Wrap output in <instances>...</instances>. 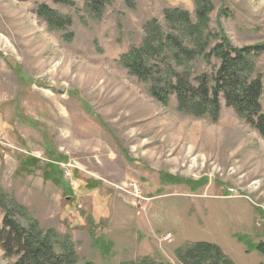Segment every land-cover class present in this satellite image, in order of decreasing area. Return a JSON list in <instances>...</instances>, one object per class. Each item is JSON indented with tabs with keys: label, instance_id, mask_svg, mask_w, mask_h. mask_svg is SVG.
Returning <instances> with one entry per match:
<instances>
[{
	"label": "rangeland",
	"instance_id": "rangeland-1",
	"mask_svg": "<svg viewBox=\"0 0 264 264\" xmlns=\"http://www.w3.org/2000/svg\"><path fill=\"white\" fill-rule=\"evenodd\" d=\"M69 1L0 0L3 203L67 237L75 264H189L177 251L196 241L264 264V137L223 98L216 120L157 101L119 62L147 21L166 26L164 9L195 21V0ZM204 2L207 30L264 44V0ZM255 63L264 84V48ZM15 259L0 247V264Z\"/></svg>",
	"mask_w": 264,
	"mask_h": 264
},
{
	"label": "trees",
	"instance_id": "trees-1",
	"mask_svg": "<svg viewBox=\"0 0 264 264\" xmlns=\"http://www.w3.org/2000/svg\"><path fill=\"white\" fill-rule=\"evenodd\" d=\"M97 3L100 1L91 0L90 6L99 8ZM44 9L41 5L39 14ZM209 11L204 0H195V21L186 10L164 9L166 26L155 19L147 21L142 42L122 54L119 62L128 74L146 84L147 92L157 101L167 104L174 96L179 111L216 120L223 98L226 106L264 137V107L260 103L264 84L255 63L264 44L234 46L222 30H207ZM47 12L46 20L51 25L69 22L53 10ZM178 179L166 174L161 182L175 184ZM0 207V247L7 257H16L13 264L77 262L67 237L51 230L42 231L34 224L24 226L16 217V209L3 203L1 197ZM238 240L243 241L241 237ZM254 248L264 253L263 244ZM177 253L189 264H234L217 245L206 241L186 243Z\"/></svg>",
	"mask_w": 264,
	"mask_h": 264
}]
</instances>
